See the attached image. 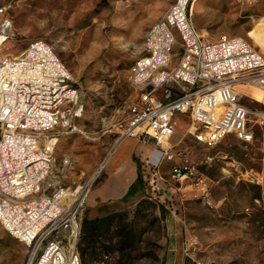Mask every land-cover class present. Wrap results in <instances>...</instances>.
Returning a JSON list of instances; mask_svg holds the SVG:
<instances>
[{
	"label": "rangeland",
	"instance_id": "obj_1",
	"mask_svg": "<svg viewBox=\"0 0 264 264\" xmlns=\"http://www.w3.org/2000/svg\"><path fill=\"white\" fill-rule=\"evenodd\" d=\"M176 0H0L11 38L0 44V59L19 56L44 40L69 69L79 109L53 136L54 163L48 182L76 205V249L82 264H264V92L238 87L250 110V141L228 135L214 147L194 137L186 115L175 118L169 153L162 160V201L142 192L115 203L93 198L111 175L122 141L120 123L137 93L129 80L133 63L155 24ZM191 19L208 41L242 38L264 54V0H191ZM177 37L175 59L181 51ZM154 149V148H153ZM112 160V161H111ZM111 161V162H110ZM188 163L202 176L208 197L175 180L171 169ZM103 168L99 170L100 165ZM84 195L83 204L77 205ZM102 221L94 230L92 220ZM67 234L70 232L66 231ZM33 249L0 224V264H34Z\"/></svg>",
	"mask_w": 264,
	"mask_h": 264
},
{
	"label": "built area",
	"instance_id": "obj_2",
	"mask_svg": "<svg viewBox=\"0 0 264 264\" xmlns=\"http://www.w3.org/2000/svg\"><path fill=\"white\" fill-rule=\"evenodd\" d=\"M190 3L176 0L152 25L145 54L129 71L137 97L120 123L121 143L127 138L153 143L141 172L144 192L159 201L167 197L161 164L174 157L165 145L177 115L188 116L195 139L206 147L230 134L250 141L251 110L238 87L264 92V54L242 38L206 40L192 22ZM5 14L6 7H0V15ZM10 29L4 18L0 44L11 38ZM177 37L181 51L175 59ZM77 105L72 74L44 40L30 42L19 56L0 59V224L35 248L33 259L40 250L34 264H82L77 235L72 236L77 207L65 190L48 182L57 142L53 132L71 112L66 107H74L72 115H77ZM171 177L188 179L201 197L209 196L206 180L188 163L175 165Z\"/></svg>",
	"mask_w": 264,
	"mask_h": 264
},
{
	"label": "crops",
	"instance_id": "obj_3",
	"mask_svg": "<svg viewBox=\"0 0 264 264\" xmlns=\"http://www.w3.org/2000/svg\"><path fill=\"white\" fill-rule=\"evenodd\" d=\"M153 148L152 142L142 143L134 138L125 139L119 145L113 161H110L111 176L95 191L93 198L112 203L123 198L136 200L142 189H130L137 183L140 174L137 158L140 156L142 160L145 159L153 152Z\"/></svg>",
	"mask_w": 264,
	"mask_h": 264
},
{
	"label": "bare ground",
	"instance_id": "obj_4",
	"mask_svg": "<svg viewBox=\"0 0 264 264\" xmlns=\"http://www.w3.org/2000/svg\"><path fill=\"white\" fill-rule=\"evenodd\" d=\"M102 168H103V165L101 164L100 167H99V170H101ZM87 191H88V187H87V189L85 190V192L82 194V196L79 198L77 205H81V204H83L84 195H86ZM66 193H67V192H66ZM67 195H68V193H67ZM72 222H73V223H72V229H73V230H72V236L75 237V236L77 235V233H78V224H77L76 221H74V219H73ZM33 255H35V248H33ZM32 259H33V258H32ZM31 261H32V260H31Z\"/></svg>",
	"mask_w": 264,
	"mask_h": 264
},
{
	"label": "trees",
	"instance_id": "obj_5",
	"mask_svg": "<svg viewBox=\"0 0 264 264\" xmlns=\"http://www.w3.org/2000/svg\"><path fill=\"white\" fill-rule=\"evenodd\" d=\"M139 187L142 189V187H141V175L140 174H139L137 183H135V185H133L131 187L130 191H134L135 189L137 190V188H139ZM101 221H102L101 218H95L92 220L91 223H92L94 230L98 227V225L101 223Z\"/></svg>",
	"mask_w": 264,
	"mask_h": 264
}]
</instances>
